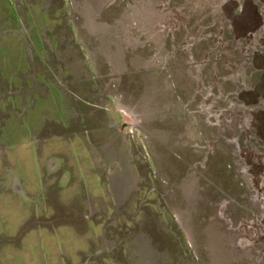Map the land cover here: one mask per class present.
<instances>
[{
    "label": "rangeland",
    "instance_id": "374dc122",
    "mask_svg": "<svg viewBox=\"0 0 264 264\" xmlns=\"http://www.w3.org/2000/svg\"><path fill=\"white\" fill-rule=\"evenodd\" d=\"M217 4L0 0V264H264L258 78Z\"/></svg>",
    "mask_w": 264,
    "mask_h": 264
},
{
    "label": "flooded vegetation",
    "instance_id": "af4514ba",
    "mask_svg": "<svg viewBox=\"0 0 264 264\" xmlns=\"http://www.w3.org/2000/svg\"><path fill=\"white\" fill-rule=\"evenodd\" d=\"M227 4L213 5L212 11L226 13L229 21L230 36H223L225 39V48L227 54V67L232 69H239L235 63L241 64L243 75L257 76V84L251 88L249 85L245 86L240 92L246 94L241 96L243 102L248 98L247 93L256 92L257 100L255 104L258 105L259 110L256 116L250 113V121L248 124H242L243 129L250 128L251 122L259 125L264 118V0H225ZM228 34V33H227ZM219 42V41H218ZM220 48V47H218ZM222 54V49H217L214 58L217 64L218 56ZM238 60V62H237ZM214 66L215 73L219 71L217 66ZM225 65V66H226ZM235 65L233 68L232 66ZM216 94H220L222 84L219 79L214 83ZM256 89V90H255ZM239 92V93H240ZM238 96V94H237ZM237 102V101H236ZM251 102L252 101H248ZM253 108H255L253 106ZM249 119V118H248ZM241 122H239V125ZM254 128V127H252ZM255 133V132H254ZM256 137V135H254Z\"/></svg>",
    "mask_w": 264,
    "mask_h": 264
}]
</instances>
